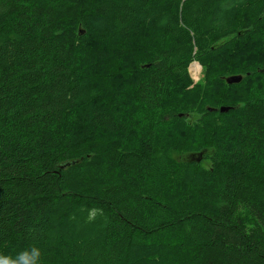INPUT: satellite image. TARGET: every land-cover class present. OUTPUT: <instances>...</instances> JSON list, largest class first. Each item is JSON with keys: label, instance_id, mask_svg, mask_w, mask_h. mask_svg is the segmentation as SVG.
Returning a JSON list of instances; mask_svg holds the SVG:
<instances>
[{"label": "trees", "instance_id": "1", "mask_svg": "<svg viewBox=\"0 0 264 264\" xmlns=\"http://www.w3.org/2000/svg\"><path fill=\"white\" fill-rule=\"evenodd\" d=\"M32 246L264 264V0H0V264Z\"/></svg>", "mask_w": 264, "mask_h": 264}, {"label": "clouds", "instance_id": "2", "mask_svg": "<svg viewBox=\"0 0 264 264\" xmlns=\"http://www.w3.org/2000/svg\"><path fill=\"white\" fill-rule=\"evenodd\" d=\"M42 252L36 246H32L30 250L21 252L15 260H5L2 264H21L22 261L27 259V264H41Z\"/></svg>", "mask_w": 264, "mask_h": 264}, {"label": "rangeland", "instance_id": "3", "mask_svg": "<svg viewBox=\"0 0 264 264\" xmlns=\"http://www.w3.org/2000/svg\"><path fill=\"white\" fill-rule=\"evenodd\" d=\"M193 62H191V63H193V70H191V68H190L191 67V63H190L189 67H188V71H189V74L193 80V83H197V82L199 83L202 81L203 69L198 62H196V61H193ZM193 118H194V115H190V119H193ZM187 156H186V154L177 155L178 158H186ZM199 156H201V154ZM199 156H198V158H200ZM202 163L205 165L208 164V162L205 159L202 160Z\"/></svg>", "mask_w": 264, "mask_h": 264}, {"label": "water", "instance_id": "4", "mask_svg": "<svg viewBox=\"0 0 264 264\" xmlns=\"http://www.w3.org/2000/svg\"><path fill=\"white\" fill-rule=\"evenodd\" d=\"M241 79V75H232L226 78V81L228 83H237ZM228 108L227 107H220V111H226ZM199 160V158H197Z\"/></svg>", "mask_w": 264, "mask_h": 264}, {"label": "bare ground", "instance_id": "5", "mask_svg": "<svg viewBox=\"0 0 264 264\" xmlns=\"http://www.w3.org/2000/svg\"><path fill=\"white\" fill-rule=\"evenodd\" d=\"M194 63V62H193Z\"/></svg>", "mask_w": 264, "mask_h": 264}]
</instances>
